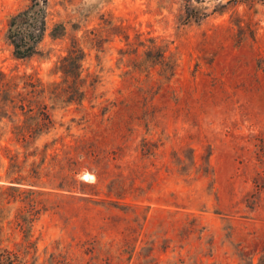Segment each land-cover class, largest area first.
<instances>
[{
  "label": "rangeland",
  "instance_id": "1",
  "mask_svg": "<svg viewBox=\"0 0 264 264\" xmlns=\"http://www.w3.org/2000/svg\"><path fill=\"white\" fill-rule=\"evenodd\" d=\"M37 3L0 0V70L64 87L55 71L75 46L86 79L84 97L68 106L46 90L54 127L39 146L56 142L48 150L21 149L17 125L0 122V176L12 164L41 168L32 212L38 264H54L52 256L55 264H258L264 0H44L40 42L18 59L14 20L33 16ZM154 44L176 63L169 81L157 52L146 55ZM33 90L20 84L11 98H34ZM80 142L98 153L74 184L65 157ZM9 186L0 182V195ZM6 193L0 240L17 251L24 236L9 223L24 204Z\"/></svg>",
  "mask_w": 264,
  "mask_h": 264
},
{
  "label": "trees",
  "instance_id": "2",
  "mask_svg": "<svg viewBox=\"0 0 264 264\" xmlns=\"http://www.w3.org/2000/svg\"><path fill=\"white\" fill-rule=\"evenodd\" d=\"M37 2L38 3L34 9L35 14L33 16L29 15V13L20 14L16 16L14 20V24L10 32V38L15 39L18 42H15V40L13 41V44L15 45L14 55L18 59L26 60L30 58L34 54L36 46L40 42V37L35 35V33L37 30H41L39 27V21L42 19L41 14L44 0H37ZM148 48L149 51L146 55L150 56L151 53L157 52V56L161 62L155 65H160L164 68V75H168L166 76L168 81L172 79L176 72V63L172 62L171 58L165 57L168 50L157 47L155 44ZM84 53L85 52L83 50L74 46L71 50H69L67 56L59 62L60 67L58 66L57 71L55 72H59L62 75L64 87L58 84L50 85L51 88H54L53 92H56V94H52L48 98L55 105L57 104L58 107L68 106L74 101H81L85 95V91L83 90L86 89V79L82 78V62L85 57ZM23 83L26 88L34 89L32 91L34 98L32 96L29 98V94L23 96L21 93H18L17 97L12 96L11 98V92L18 89L19 85ZM41 83L40 79L34 80V77L31 75L10 76L2 73L0 70V103L2 104V96L3 101L5 102L3 107H0V122L2 119H9L14 125H17L16 127L18 132L16 140L21 149L48 150L51 146L56 144V142H53L46 143L42 147L39 146L42 137L49 134L54 127L52 118L48 113V106L44 104L46 99V90L50 87L46 88ZM2 90H5V92L2 93ZM78 97L80 100H77ZM20 114L26 118L21 122L19 119V117L22 118ZM14 117L18 118L14 119ZM94 147L93 143L88 142H80L72 147H69V151H75L76 153L74 156H67L70 154L67 152L65 157L66 161L71 164L72 176L70 179L73 180L74 184L78 183L76 177L81 172V165L87 162L91 156H94V159L97 158L96 153L98 152ZM97 164L99 165L101 163L98 162ZM31 165L33 166L35 164ZM103 169L104 168L100 167L99 170L102 172H95L98 179L105 173ZM41 176V168L33 166L27 170L26 167L22 165L19 166V164H12L5 170V175L0 176V182L12 185L6 188V191L0 195V201L4 197L7 199L8 193L6 192L11 191L14 193L13 197L15 200L13 202L16 204H24V207L20 209H17V206H14V208H16L15 220L9 223L11 227L24 236L23 242L19 245V248L16 251L13 248L4 246L0 240V264H28L27 258L29 259L30 257L32 259L31 264H38L37 248L35 243L32 241V230L36 220L34 217L35 213L32 212L35 210L37 211L40 205L39 201H37L40 193L36 188L37 184L41 181ZM23 186H30L31 189L23 190ZM91 187L95 189V185L92 184ZM2 188L3 187H0V191ZM111 191L115 192L117 196H121L120 193L123 192L121 187H116L115 190H112V186L110 192ZM2 207L3 205L0 204V218L3 214ZM52 262L55 264L54 256L51 258V263ZM61 263H63V261L56 262V264ZM251 264L255 263L251 262ZM258 264H264V257L261 258Z\"/></svg>",
  "mask_w": 264,
  "mask_h": 264
},
{
  "label": "bare ground",
  "instance_id": "3",
  "mask_svg": "<svg viewBox=\"0 0 264 264\" xmlns=\"http://www.w3.org/2000/svg\"><path fill=\"white\" fill-rule=\"evenodd\" d=\"M91 175H88V177H90Z\"/></svg>",
  "mask_w": 264,
  "mask_h": 264
}]
</instances>
